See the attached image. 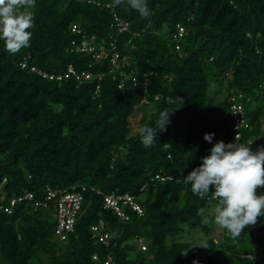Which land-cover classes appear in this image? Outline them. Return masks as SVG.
I'll list each match as a JSON object with an SVG mask.
<instances>
[{"label": "trees", "instance_id": "16d2710c", "mask_svg": "<svg viewBox=\"0 0 264 264\" xmlns=\"http://www.w3.org/2000/svg\"><path fill=\"white\" fill-rule=\"evenodd\" d=\"M147 3L151 15L141 19L130 7H112V0H36L31 46L11 55L0 41V184L6 180L0 194L8 200L31 193L42 200L46 188H96L128 194L143 211L139 216L125 208L129 218L121 221L103 208L102 197L84 193L74 231L60 241L53 209L23 203L13 215L0 213V264H103L107 256L111 264H264V215L232 238L201 223L198 209L207 215L215 206L211 193L201 199L183 183L216 142H229L231 90L245 96L251 130L244 135L254 139L253 151L264 146V0ZM114 15L129 23V32L111 28ZM73 24L99 39L116 35L117 47L130 58L126 73H136L139 84L146 78L147 90L128 81L122 93L108 75L107 61L91 70L105 74L100 81L81 86L20 70L27 56L50 73L70 64L87 68L89 57L66 51ZM178 25L185 29L178 42L183 56L173 41ZM214 86L218 90L212 91ZM157 95L164 98L154 102ZM176 97L182 100L168 103ZM144 98L154 103L141 104ZM147 109L140 127H155L161 111L173 112L166 130L146 149L138 132L131 135L130 119ZM205 133H214L211 143ZM100 221L111 236L109 246L98 243L91 230ZM194 232L206 236V243L177 240Z\"/></svg>", "mask_w": 264, "mask_h": 264}, {"label": "clouds", "instance_id": "9594fccd", "mask_svg": "<svg viewBox=\"0 0 264 264\" xmlns=\"http://www.w3.org/2000/svg\"><path fill=\"white\" fill-rule=\"evenodd\" d=\"M35 4L36 0H0V41L11 55L31 46ZM121 5L134 9L141 19L151 15L147 0H112V7ZM180 100V97L169 98L168 103ZM171 113L165 109L159 113L155 127L145 124L139 128L144 148L157 141L158 131L166 130ZM213 136L214 133H205L204 139L211 143ZM183 183L190 185L192 193L201 199L211 193V199L216 202L207 215L204 208L198 209L201 223L214 224L237 238L264 215V195L257 194L258 189L264 188V146L253 151L250 146L238 143L237 136L235 143L218 141L211 147L210 155L203 157L202 163L184 177ZM182 255H187V250Z\"/></svg>", "mask_w": 264, "mask_h": 264}, {"label": "built area", "instance_id": "2783aa9c", "mask_svg": "<svg viewBox=\"0 0 264 264\" xmlns=\"http://www.w3.org/2000/svg\"><path fill=\"white\" fill-rule=\"evenodd\" d=\"M95 4V2H92ZM109 7V6H107ZM111 28L116 30L118 34H124L129 32V23L120 19L114 15V21ZM177 33L173 35V41L176 42V50L179 56H183V52L178 44L180 39L183 37L185 29L183 26H177ZM71 33L74 35L73 40L70 41L66 51L70 54L82 55L89 57L87 68L79 71L73 64L67 66L63 71L57 73H50L45 70L38 68L30 63V56L25 57L19 62V68L28 74L35 75L48 82H63L73 80L78 86L90 81L93 78H97L100 81L105 74L104 73H92L94 65L101 64L104 61L108 62V75L112 76L114 80L118 81V89L124 93L125 85L128 81L134 86L141 85L147 90V80L139 84L138 75L134 72L126 73V68L130 65V58L123 56L121 50L117 47L116 35H111L107 38L99 39L94 34L86 33L81 26L73 24L70 27ZM129 41L124 43V46L129 45ZM100 87L97 86L93 96L95 99L99 98ZM162 95L154 97V102L162 100ZM245 96L235 90L230 91V114H231V137L228 143H235L236 136L237 142L243 143L246 146L253 147L254 139L252 137H246L244 132L251 130V125L247 121L245 106L243 103ZM154 102H150L147 98L141 100V104L151 105ZM253 150V149H252ZM155 179L160 180H171L170 177L162 178L157 175ZM4 180L0 184V191L2 186L5 184ZM95 194L103 198V208L106 210L113 211L121 221H127L128 215L124 209L129 208L136 212L139 216L143 215V211L140 205H138L134 197L125 195L105 194L103 191L96 188H84L79 190L77 186H72L69 189L64 190H53L46 188L45 194L42 200L35 199L31 193H25L19 197H13L6 200L4 194H0V213L6 215H13L15 209L23 204L30 203L33 207L42 210H48L50 208L54 211L55 218V236L60 241H66L69 234L73 233L77 218L82 213V206L85 201V195ZM258 193L264 195V188L258 189ZM257 193V194H258ZM92 232L97 237V242L105 246L110 244V234L104 231V224L100 221L97 225L91 228ZM139 247L144 251L146 245L142 240L138 241ZM94 260H98L97 257H93ZM111 256H107L103 264H111Z\"/></svg>", "mask_w": 264, "mask_h": 264}, {"label": "rangeland", "instance_id": "374dc122", "mask_svg": "<svg viewBox=\"0 0 264 264\" xmlns=\"http://www.w3.org/2000/svg\"><path fill=\"white\" fill-rule=\"evenodd\" d=\"M212 91H215V90H218V87L214 86L211 88ZM224 96V93L221 92L220 93V96L219 97H223ZM151 110L147 109V110H138L136 112V114L130 119V125H131V135H135L139 128H140V119H141V115L142 114H150ZM213 208L211 207L209 209V211H211ZM212 237L215 239V240H219V234L217 231H214L212 233ZM178 241H184V242H188V243H202V244H205L206 241H207V237L204 236L202 233L200 232H194L193 235H183L182 237L178 238L177 239Z\"/></svg>", "mask_w": 264, "mask_h": 264}]
</instances>
